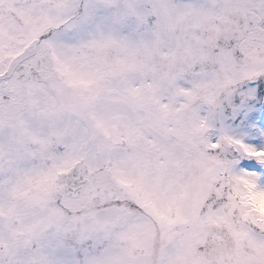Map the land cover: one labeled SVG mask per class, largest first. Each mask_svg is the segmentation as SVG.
Masks as SVG:
<instances>
[{
	"label": "snow or ice",
	"instance_id": "1",
	"mask_svg": "<svg viewBox=\"0 0 264 264\" xmlns=\"http://www.w3.org/2000/svg\"><path fill=\"white\" fill-rule=\"evenodd\" d=\"M0 264H264V0H0Z\"/></svg>",
	"mask_w": 264,
	"mask_h": 264
}]
</instances>
